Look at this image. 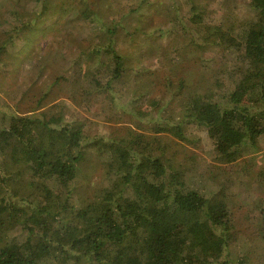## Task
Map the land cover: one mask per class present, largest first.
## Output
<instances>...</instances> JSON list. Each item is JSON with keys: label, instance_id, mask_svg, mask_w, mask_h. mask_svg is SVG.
<instances>
[{"label": "trees", "instance_id": "trees-1", "mask_svg": "<svg viewBox=\"0 0 264 264\" xmlns=\"http://www.w3.org/2000/svg\"><path fill=\"white\" fill-rule=\"evenodd\" d=\"M51 1L12 0L24 10L30 7L32 20L21 22L18 11L9 10L8 28L0 31V77L11 73L14 53L50 27L51 44L60 45V53L44 58L73 73L58 77L62 83L55 87L44 86L36 107L50 104L47 108L0 118V264H233L228 249L237 225L225 188L201 186L210 164L178 160L166 139L198 146L200 138L186 131L196 125L206 130L218 163L258 151L264 136V0H248L255 13L251 20H245L238 0H220L218 19L207 9L208 0H186L188 15H180L176 25L197 41L205 70L224 67L216 85L230 76L229 85L188 95L179 90L169 103L176 105V121L150 116L136 130L116 135L69 114L64 100L53 103L54 95L63 93L89 112L94 104L105 112L107 104L133 116L130 106L146 99L151 83L139 80L146 71L131 68L127 51L139 36L153 34L145 30L150 22L140 8L151 11L155 5ZM131 77L139 94L120 104L121 85ZM26 82L11 86L16 96L28 90ZM151 124L147 131L154 135H147ZM100 163L108 174L84 187L82 166ZM255 224L264 241V208Z\"/></svg>", "mask_w": 264, "mask_h": 264}, {"label": "rangeland", "instance_id": "rangeland-1", "mask_svg": "<svg viewBox=\"0 0 264 264\" xmlns=\"http://www.w3.org/2000/svg\"><path fill=\"white\" fill-rule=\"evenodd\" d=\"M34 1L37 2V0H31L32 3ZM54 1L58 2V0L51 2L54 3ZM149 1L155 5L154 9L148 11L145 8H140V12H144L147 16L143 17V20L150 22L145 30L151 31L153 34L139 36L138 42L133 43L127 51L131 59V68L136 71H146L145 74L139 76V80L144 83L148 80V83H151L150 87L147 86L146 99L130 106L134 112L133 116L131 113H125L122 109V111L112 108L109 110L107 104L103 106L107 109L105 112L100 110L99 104H94L89 112L79 108L63 93L54 95L56 100L53 103L64 100L69 106L67 108L69 114H79L89 118L97 124L94 128L103 134H122L127 128L136 130L137 126L143 123L140 119L150 116L157 117V119L168 117L176 121L177 117L172 109L176 105L173 104L169 107V103H174L173 97H179L177 94L179 90L188 95L194 91L209 90L213 86L223 90L229 85L230 76H227L224 81L220 80L222 85H216L215 77L221 76L222 78L223 75L219 71L224 67L217 69L215 67L213 71L205 70L203 61L199 60L201 52L198 50L197 41H194L192 35L184 33L179 24L176 25V20L180 18V15H188L187 1ZM0 3V31L2 28H8L9 10H17L21 22L32 20L30 7L24 10L16 3H12V0H0ZM238 3L242 5V15L245 16V20L255 17L254 11L247 8L248 0H238ZM42 4L38 5L37 9H40ZM222 8L220 0H208L207 9L211 12L212 18L218 19ZM113 13L115 12L113 11ZM52 22V19L49 20L47 25L51 26ZM111 22L109 19V24ZM138 25L142 26L141 23ZM50 34L51 27L38 33L32 44L22 45L19 49L20 52L14 53L15 59L12 60L11 73H4L0 77V118L8 113L30 114L47 108L50 104L44 108L36 107L44 86L52 84L55 87V83H62L58 77H62L64 74L73 75L70 68L63 69L59 61L44 58L48 53L50 57L54 56L50 55L53 52L60 53V49H58L60 45L53 46L51 44ZM6 39L8 38L6 37L3 41ZM82 46L80 45L81 48ZM209 54L211 52L201 56L206 57ZM46 64H50L52 68H43ZM232 70L233 65L230 63L227 66V71L230 74ZM135 79L131 77L130 80L122 83L119 92L122 96L120 104L125 105L135 94H139V92H135V88H137ZM24 80L27 81L24 87H28V90L16 96L13 93L14 89L11 90V86L14 83L20 84ZM68 81L74 82L75 79L71 78ZM68 81L64 80L65 86L69 84ZM76 85L79 86V80L76 81ZM72 86L74 87V83ZM63 89L65 88H58L56 91ZM155 100H159L160 106L154 105ZM162 103L168 104L167 108ZM153 125L147 126L145 134L154 135L153 131H147ZM186 131L200 138L198 146L178 141L171 136L166 139L170 151L175 153L177 150L178 160L184 163L194 164L196 160L210 164L199 182L202 181L201 186L205 185L204 182L223 186L226 196L231 200L233 221L237 225L236 229L232 231L231 246L228 249L233 264H258V259L264 256V241L259 239L258 225L255 224V220L264 208V172H262L264 170V136L258 141V151L241 157L236 162L221 164L214 158L215 153L204 127L192 125L187 127ZM108 170L107 165L103 163L83 165L79 176V179L83 181L81 184L86 187L87 184L99 183L108 174Z\"/></svg>", "mask_w": 264, "mask_h": 264}]
</instances>
